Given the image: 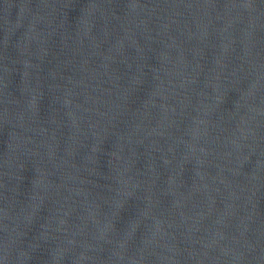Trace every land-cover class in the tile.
Instances as JSON below:
<instances>
[{
	"label": "water",
	"instance_id": "water-1",
	"mask_svg": "<svg viewBox=\"0 0 264 264\" xmlns=\"http://www.w3.org/2000/svg\"><path fill=\"white\" fill-rule=\"evenodd\" d=\"M0 264H264V0H0Z\"/></svg>",
	"mask_w": 264,
	"mask_h": 264
}]
</instances>
